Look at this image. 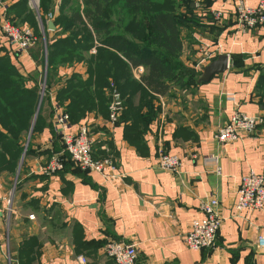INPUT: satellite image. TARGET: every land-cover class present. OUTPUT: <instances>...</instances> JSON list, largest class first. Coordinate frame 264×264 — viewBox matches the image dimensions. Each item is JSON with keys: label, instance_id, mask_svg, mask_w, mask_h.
I'll return each mask as SVG.
<instances>
[{"label": "crops", "instance_id": "crops-1", "mask_svg": "<svg viewBox=\"0 0 264 264\" xmlns=\"http://www.w3.org/2000/svg\"><path fill=\"white\" fill-rule=\"evenodd\" d=\"M244 1L249 7L257 3ZM14 2L0 1V22ZM235 3L188 0L194 21L182 30L179 61L189 78L185 87L155 98V117L139 141L125 139L122 122L112 124L94 113L72 125V131L87 126L93 156L114 165L107 179L81 172L70 161L62 172L43 173L64 151L53 137L55 95L83 69L55 71L40 109L47 75L40 46L22 54L0 35V54L21 76L33 79L27 85L44 81L36 111L44 120L39 131L27 135L30 154L25 156L24 146L13 178L0 174V264H113L102 253L109 241L135 245L136 264H264V249L256 244L264 236V206L253 212L234 209L240 179L249 171L264 178V122L232 144L213 137L234 110L264 119V27L237 32ZM178 11L186 14L183 3ZM213 12L220 13L218 19L211 20ZM36 19L51 42L55 30H48L47 18L45 27ZM214 51L227 57L226 70L201 81L204 68L217 57L201 65L199 60ZM158 149L178 158L176 173L158 168ZM209 197L217 199L222 223L211 248L190 251L183 238L192 221L203 219L200 204Z\"/></svg>", "mask_w": 264, "mask_h": 264}, {"label": "trees", "instance_id": "trees-1", "mask_svg": "<svg viewBox=\"0 0 264 264\" xmlns=\"http://www.w3.org/2000/svg\"><path fill=\"white\" fill-rule=\"evenodd\" d=\"M14 1L13 6L6 8L8 18L18 26L32 22L35 16L29 9V0ZM73 2L74 5L69 0L62 1L64 6L70 5L67 9L72 13L70 21L64 22L63 26L58 19L53 21L55 38L48 43L47 75L40 109L50 86V76L60 68V64L73 60L80 63L85 59L81 67L85 65L86 70L82 67L84 71L81 74L72 73L55 95L56 104L67 115L69 125L77 124L94 110L109 120V96L105 97V91L111 92L112 103L113 93L117 92L120 108L116 122L124 124L127 141H139L148 123L155 117L150 102L165 96L173 87H185L189 78L179 56L183 50L182 30L194 21L189 17L191 6L188 0ZM181 3L186 14L178 11ZM40 5L43 8L39 7L37 13L45 27L47 11L44 10L48 5L46 2ZM210 18H213L211 14ZM73 25L77 27L73 34L58 36L59 32L65 33ZM32 31L36 35L34 29ZM138 68L142 69L141 74L137 80L132 79L131 72ZM31 80L21 76L9 58L0 54V174L6 177L13 178V170L24 152L34 118L32 135L41 129L44 120L40 109L36 113L42 81L28 86L27 81ZM129 89L132 91L127 97ZM137 93L140 97L135 104L132 101ZM53 137L59 141L55 132ZM26 148L25 156L30 154V142ZM59 159L62 169L55 173L62 172L67 161L72 162L64 151Z\"/></svg>", "mask_w": 264, "mask_h": 264}, {"label": "built area", "instance_id": "built-area-1", "mask_svg": "<svg viewBox=\"0 0 264 264\" xmlns=\"http://www.w3.org/2000/svg\"><path fill=\"white\" fill-rule=\"evenodd\" d=\"M219 16V12L212 13L214 19H218ZM45 17L50 21V14ZM37 18L40 19L38 13ZM233 23L236 31L241 33L254 28L264 27V0H257L254 7L247 6L244 0H236ZM0 35L10 47H15L22 54H28L37 43V37L30 27L15 25L6 14L1 15ZM219 53L221 51L205 53L198 64L201 65L211 57L213 59L216 58ZM137 71L141 73L142 69L138 68ZM227 100L234 101L232 96H229ZM117 110L118 106L113 102L110 106L109 116V121L112 124L116 122ZM52 122L55 135L58 137L64 152L67 153L73 163L83 171L97 173L102 179H107L110 176L109 173L115 167L109 158L97 159L93 156L94 140L90 136L87 126H80L75 131H72L67 115L62 112L57 104L54 105ZM263 122L264 119L262 117H248L239 112V110H234L227 124L217 129L213 137L222 145L232 144L243 136L254 134L257 127ZM214 163L216 164L215 160ZM157 166L163 171L176 173L179 160L176 156L169 155L167 152L158 149ZM61 169L62 163L59 156H55L47 167L43 169V173L45 175H53ZM216 170L217 173L220 171L218 167ZM7 204H10V198L7 200ZM263 206L264 178L253 171H249L240 179L234 209L236 213H241L242 211L253 212L261 210ZM217 208L218 201L214 197H209L201 202L200 211L203 214V219L192 221L188 232L183 238L185 247L188 250L199 251L213 246L223 220L219 217ZM30 219H33L32 216H30ZM256 244L258 249L263 250L264 236L259 237ZM102 253L113 264H136V248L133 244L109 241L102 247Z\"/></svg>", "mask_w": 264, "mask_h": 264}, {"label": "rangeland", "instance_id": "rangeland-1", "mask_svg": "<svg viewBox=\"0 0 264 264\" xmlns=\"http://www.w3.org/2000/svg\"><path fill=\"white\" fill-rule=\"evenodd\" d=\"M30 1H29V6H30L29 9H31V11L33 13V17L34 16L35 17L33 19L31 18L32 19V22H29L28 24H26V26L32 27V29H34L35 34H36V37H37V40H38V45L40 46V48L42 50V63L44 64V66L47 67V61H48V43H49V39L47 38L46 34L45 35H42L41 32H40V30H39V22L35 19L36 16H37L38 9H39V7L41 9L43 8V6L40 5L41 2L42 3L43 2L44 3L46 2V4L48 5V8L45 9L44 11H47L46 13L51 15L50 21L53 22L54 20L58 19V21L61 22V25L60 26H63L64 25V22L70 21V18H71V14L72 13L70 11H67V9L70 7V5L64 6L62 4V1L63 0H30ZM69 2L72 3V5H74L73 0H69ZM76 28L77 27L73 25L72 29H70V30L67 31V29H68L67 28L66 29L67 32H65V33L59 32L58 36H60L62 34H64V36L71 35V34L74 33V31H75ZM64 31L65 30H63V32ZM83 61H85V59ZM83 61H80V63H74V60H73V61H71V63L60 64V68H72V67L74 68L75 66L81 65V63ZM82 67L85 68V65H82ZM84 70H86V68ZM140 74L141 73H139L137 70H134V71L131 72V77H132V79L137 80ZM43 82L44 81L42 80L41 86H40V89L41 90H43V86H42V84H44ZM131 91H132L131 89H129V90L126 91L127 97L129 96V94H130ZM105 92L107 94L105 97L109 96L108 97L109 101H108L107 106H108V109L110 110V106L112 105L111 92H108V91H105ZM113 96L115 98L114 93H113ZM139 97H140V95H139V93H137L135 95V98L133 99L132 103L134 102L135 104H137L138 103L137 102V98L139 100ZM150 104L152 105V107H154V103L153 102H150ZM93 113L95 115L100 116V118H105V117L101 116L100 113L97 112V110H94ZM107 117H108V115H107ZM10 194H11V192L9 193V196H10Z\"/></svg>", "mask_w": 264, "mask_h": 264}, {"label": "water", "instance_id": "water-1", "mask_svg": "<svg viewBox=\"0 0 264 264\" xmlns=\"http://www.w3.org/2000/svg\"><path fill=\"white\" fill-rule=\"evenodd\" d=\"M47 28L50 31H54L55 26H54L53 22L49 21L47 23ZM226 63H227V57L225 55H219L213 62L209 63L204 68L201 81L205 82V81H208L212 76L222 74L226 70ZM42 93H43V90H41V94H40L41 96H42ZM114 95H115L114 102L117 104V106L119 108V97H118L117 92H114ZM39 105H40V100H39V103L37 106V110L39 108ZM34 122H35V118L33 120L32 126L30 128L29 136L32 132ZM26 146H27V144H26Z\"/></svg>", "mask_w": 264, "mask_h": 264}]
</instances>
